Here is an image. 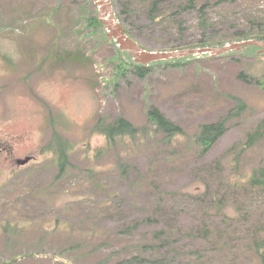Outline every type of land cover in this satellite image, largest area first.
Returning <instances> with one entry per match:
<instances>
[{
  "label": "rangeland",
  "instance_id": "1",
  "mask_svg": "<svg viewBox=\"0 0 264 264\" xmlns=\"http://www.w3.org/2000/svg\"><path fill=\"white\" fill-rule=\"evenodd\" d=\"M185 1L162 7L174 11ZM196 2L207 4L203 16L180 11L178 25L151 24L143 10L131 15L139 26L134 38L157 52L230 38L248 27L249 15L264 16V0ZM96 10L92 0H0V264L30 252L36 258L15 264H129L138 246L170 224L176 236L169 264H257L250 246L264 219V195L234 184L264 165V138L242 151L247 133L264 120V87L239 78L243 64L232 56L154 68L145 80L128 74L109 90L114 48L87 28ZM263 62H250L254 76L261 77ZM229 96L246 109L200 158L198 126L233 111ZM150 106L183 135L167 142L154 133L145 116ZM100 115L105 123L123 117L146 129L106 151L105 138L91 132ZM53 129L71 144L63 176L56 153L41 149ZM26 157L33 162L19 167ZM150 216L155 221L141 222ZM204 226L210 241L188 237Z\"/></svg>",
  "mask_w": 264,
  "mask_h": 264
},
{
  "label": "trees",
  "instance_id": "2",
  "mask_svg": "<svg viewBox=\"0 0 264 264\" xmlns=\"http://www.w3.org/2000/svg\"><path fill=\"white\" fill-rule=\"evenodd\" d=\"M167 0H112V4L116 9V17L118 21L122 24L126 35L130 36L134 40L135 31H138L139 26L134 24L130 19L131 15H136L140 10H143L145 16L148 18L151 24H162L163 22H174L177 25L180 24V20L177 14L180 11H197L200 16H203L204 8L207 4H203L199 7L196 0H187L180 3L175 10L165 11L162 7V3ZM232 1V0H230ZM169 18H172L170 21ZM200 25L208 29V33H212V24H207L202 19H200ZM248 27L241 33L234 35L230 38L227 37H215L214 40H206V42H197L194 44H184L177 46H170L167 49H159V51H174V50H184V49H202L206 47L222 48L231 43H237L248 40H256L264 42V16H248L246 18ZM88 29L90 32L101 31V37L104 43L107 42L106 33L103 26L100 24L96 17V13L89 20ZM210 25V26H209ZM81 34V31L79 32ZM78 33V34H79ZM137 41V40H136ZM110 44L114 47V53L112 54V69L113 78L112 86H110V80L105 82L106 88L109 90L113 87H117L118 83L126 77V75L131 74L136 79L145 80V78L151 73L154 68H161L163 66L177 69L179 67H184L195 62L206 61V60H216V59H228L233 56L237 58L236 60L242 62L244 72H240L238 77L243 79L244 74L248 77L249 84H255L257 86L264 87V72L261 77H256L252 74L249 65L250 62L254 61H264V54H259L260 48L255 46H248L240 49L239 51H231L226 54L217 56L216 58L210 57L208 54H202L200 56H188L180 59H171L168 61H159L151 63L147 66L136 64L133 59L123 51H120L115 43L112 41ZM264 64V62L262 63ZM235 102V108L233 111L228 113L226 116L217 119L214 122L200 124L198 126V132L195 135V145L198 149V157H204L217 143V141L225 134L227 130V122L234 117L242 115L246 109L245 102L238 97L229 96ZM145 116L150 126L153 127L154 133L159 134L164 140L172 141L176 136H182L183 130L181 127L165 117L163 113L156 107L150 106L145 110ZM146 128H138L133 125L130 121L123 117H116L111 123H105L103 117L100 115L97 119L96 124L93 126L91 132L96 133L105 138L106 146L105 150L108 151L109 146H113L125 138L135 139L140 135V131ZM53 134L46 146V149L55 152L57 155V161L54 162L55 166L58 168V176H63L67 174L69 169V152L71 150V144L63 138L54 129ZM264 138V120L259 121L252 131L247 133L246 140L242 146V151H245L255 145L257 142ZM239 179V180H238ZM238 180V181H237ZM235 181V186L240 187L244 190H249L254 194L264 195V165H260L253 168L249 174L244 176H239ZM227 186L233 185L229 181ZM241 189V190H242ZM224 199L221 198L218 204L223 203ZM155 221L153 216L147 217L141 222H152ZM138 225V222H134L132 225L125 228L129 231L133 227ZM14 233L15 229L12 230ZM176 231L173 229V225L170 224L168 227H163L152 234L151 242L146 244H141L137 247L139 250L138 254L131 260L126 261L127 263L135 262H150V263H166L169 264L174 260L169 258L172 255V245L174 243V238L176 236ZM188 237H199L200 239L209 240L212 238L211 229L208 226L198 228L193 231V234ZM250 250L253 255L258 260L257 264H264V219L260 221L258 225L255 226L253 231V238L251 241ZM145 252H149L150 256L145 258L142 255ZM194 254L193 252L189 255ZM35 253H22L17 254L13 258L7 261H2L1 264H15L19 260H24L26 258H36ZM41 255V254H39ZM120 264V263H119Z\"/></svg>",
  "mask_w": 264,
  "mask_h": 264
},
{
  "label": "water",
  "instance_id": "3",
  "mask_svg": "<svg viewBox=\"0 0 264 264\" xmlns=\"http://www.w3.org/2000/svg\"><path fill=\"white\" fill-rule=\"evenodd\" d=\"M95 5L98 7V13L97 17L100 23L105 27V30L107 32L106 36L107 39L113 40L118 48L121 51H124L129 54L134 60L135 63L141 64V65H148L152 62H158L162 60H170V59H178L182 57H186L189 55H197V54H204V53H210L211 55H219L223 54L229 51L233 50H239L243 47L248 46H255L258 48H261L259 53H264V42L259 41H245L240 42L236 44H231L227 47L221 48V49H199V50H186V51H175V52H149L143 50L139 44L134 42L132 39H130L128 36L125 35L122 27L120 24L116 21L114 11L111 6L110 0H106V3L104 6H100L96 0H93ZM105 9L110 12V19L105 20L102 16V10ZM28 162V159L19 162L20 164L24 165Z\"/></svg>",
  "mask_w": 264,
  "mask_h": 264
},
{
  "label": "bare ground",
  "instance_id": "4",
  "mask_svg": "<svg viewBox=\"0 0 264 264\" xmlns=\"http://www.w3.org/2000/svg\"><path fill=\"white\" fill-rule=\"evenodd\" d=\"M97 2H98V4L100 5V6H104V4L106 3V0H96ZM102 16H103V18L105 19V20H108V19H110V12L109 11H107V10H105V9H103L102 10Z\"/></svg>",
  "mask_w": 264,
  "mask_h": 264
},
{
  "label": "flooded vegetation",
  "instance_id": "5",
  "mask_svg": "<svg viewBox=\"0 0 264 264\" xmlns=\"http://www.w3.org/2000/svg\"><path fill=\"white\" fill-rule=\"evenodd\" d=\"M5 60H7L8 61V63H9V60H12L11 58H5ZM42 65H43V62L41 63V67H42ZM42 69V68H41Z\"/></svg>",
  "mask_w": 264,
  "mask_h": 264
}]
</instances>
